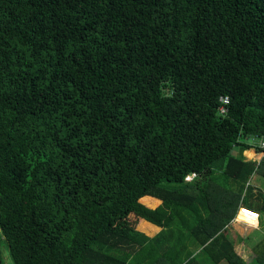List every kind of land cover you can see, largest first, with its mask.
I'll return each instance as SVG.
<instances>
[{"label": "trees", "instance_id": "1", "mask_svg": "<svg viewBox=\"0 0 264 264\" xmlns=\"http://www.w3.org/2000/svg\"><path fill=\"white\" fill-rule=\"evenodd\" d=\"M263 135L264 0H0L13 264H248L225 226L264 214Z\"/></svg>", "mask_w": 264, "mask_h": 264}, {"label": "crops", "instance_id": "2", "mask_svg": "<svg viewBox=\"0 0 264 264\" xmlns=\"http://www.w3.org/2000/svg\"><path fill=\"white\" fill-rule=\"evenodd\" d=\"M254 141V140H253ZM254 143H258V141L256 140ZM252 150L254 153V157L252 159L246 158V153L247 151ZM242 157L245 161H260V159L263 157V154L260 153V151H256L254 148H249L243 151L242 153ZM258 175L255 174V180L257 178L258 180ZM260 177V176H259ZM263 182V181H261ZM152 207H155L159 204L158 200H150L147 201ZM260 214V218H259V224L258 226H251L248 224H243V223H236L234 220H231L226 226L225 229L228 227H231L232 229H234V226H243L247 229H249L250 234L247 237H238L237 235H233L232 233H228L226 236L228 237V239H230L232 242L237 243L235 244V248L237 249V251L239 252V249H242L243 254H247L248 252H252L254 253L253 256V261L248 262V264H254V260L256 258V253H255V247H257V244L259 242H261V240L263 239V233H264V214L263 213H259ZM148 226L149 229H147L148 231H145L144 229H142V226ZM140 228L142 230H144L145 232H148L151 235H155L158 231L159 228L155 227L151 224H149L147 221H142L140 223ZM242 241V242H239ZM239 242V243H238ZM249 254V253H248ZM244 256V255H243ZM246 259H248V256H244ZM219 264H224V263H219Z\"/></svg>", "mask_w": 264, "mask_h": 264}, {"label": "rangeland", "instance_id": "3", "mask_svg": "<svg viewBox=\"0 0 264 264\" xmlns=\"http://www.w3.org/2000/svg\"><path fill=\"white\" fill-rule=\"evenodd\" d=\"M252 139H250L251 141ZM258 176V180L256 178L255 180V173L247 180L246 184L249 185V191L245 190V193L243 195V198L246 196L245 200L249 199V195L252 193L254 196H257L258 198H261L264 196V177L260 176V174H257ZM260 176V177H259ZM263 181V182H261ZM151 199H144L145 202L150 201ZM235 221V220H234ZM236 222V221H235ZM238 223V222H236ZM234 229H232L231 227H228L225 229V234L227 235L228 233H232L233 235H237L238 237H247L250 234L249 229L243 227V226H234ZM142 229H144L145 231H148L147 229L150 230V228H148V226H142ZM244 256H248L247 261H253V256L254 253L252 252H248L247 254H243L242 249H239V252ZM0 260L2 262V264H13L10 257H9V252H8V247L7 244L4 241H0ZM203 260V258L201 259ZM197 261V260H196ZM198 262L199 258H198ZM258 264V263H257ZM264 264V263H262Z\"/></svg>", "mask_w": 264, "mask_h": 264}, {"label": "built area", "instance_id": "4", "mask_svg": "<svg viewBox=\"0 0 264 264\" xmlns=\"http://www.w3.org/2000/svg\"><path fill=\"white\" fill-rule=\"evenodd\" d=\"M220 102H221V105H220L218 111L223 114V113H225L227 111V107L225 105L228 103V98H226V97L220 98ZM258 146L260 147V153L264 154V135L259 139ZM192 177H194V175L187 176V177H185V180H191ZM241 208H243L245 210H248V211H250L252 213L260 215L258 212H255V211H253L251 209H248V208L242 207V206L237 208L236 213H237L238 209H241ZM236 213H235V215H236ZM235 215L232 218V220H235Z\"/></svg>", "mask_w": 264, "mask_h": 264}]
</instances>
